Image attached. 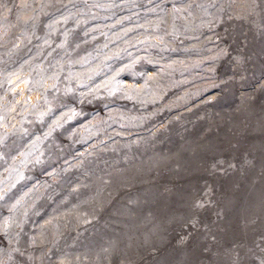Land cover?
I'll list each match as a JSON object with an SVG mask.
<instances>
[{
	"label": "rangeland",
	"instance_id": "1",
	"mask_svg": "<svg viewBox=\"0 0 264 264\" xmlns=\"http://www.w3.org/2000/svg\"><path fill=\"white\" fill-rule=\"evenodd\" d=\"M0 264H264V0H0Z\"/></svg>",
	"mask_w": 264,
	"mask_h": 264
}]
</instances>
